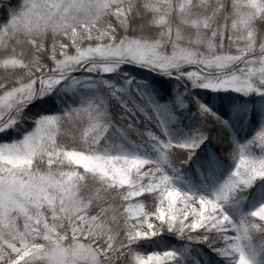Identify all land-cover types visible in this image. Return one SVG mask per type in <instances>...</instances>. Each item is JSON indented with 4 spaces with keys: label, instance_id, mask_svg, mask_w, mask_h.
Segmentation results:
<instances>
[{
    "label": "snow or ice",
    "instance_id": "1",
    "mask_svg": "<svg viewBox=\"0 0 264 264\" xmlns=\"http://www.w3.org/2000/svg\"><path fill=\"white\" fill-rule=\"evenodd\" d=\"M125 64L184 91L158 99ZM195 86L264 93V0H0V264H201L187 249L138 251L165 231L260 264L264 202L228 208L264 183V126L241 143ZM190 104L200 124L174 138ZM210 120L228 129L232 167L207 193L181 189L179 168L208 159ZM142 193L154 209L133 201Z\"/></svg>",
    "mask_w": 264,
    "mask_h": 264
},
{
    "label": "trees",
    "instance_id": "2",
    "mask_svg": "<svg viewBox=\"0 0 264 264\" xmlns=\"http://www.w3.org/2000/svg\"><path fill=\"white\" fill-rule=\"evenodd\" d=\"M121 68L125 72L146 81L158 99L161 95L167 98L177 92L184 91L185 84L173 77L155 73L150 69L137 67L134 64L121 65ZM105 75L109 78L115 77V73ZM190 92L192 96L227 119L232 126V133L240 142L251 137L264 122V94L246 96L238 92H221L200 87H191ZM58 106L57 98L53 97L49 103L41 105L35 110L47 111L56 109ZM189 112L190 115L182 122V127L174 130V138H184L189 129L200 124V117L196 112L195 104L189 105ZM208 125L211 127L212 135L200 146V149H197V153L203 150L204 156L208 159L201 162V159L198 158L179 168L174 174V183L181 189L207 193L209 186L220 182L232 167V161L226 155L227 149L222 150L224 141L228 137V129L216 125L211 120L208 121ZM25 126L21 123L19 128H12L11 131L18 135ZM72 131L70 125L65 126L64 134L67 139H71ZM208 160H212L214 163L210 164ZM78 170H83V168L78 166ZM201 172H204L205 175H201ZM258 180H264V178H258ZM247 191L248 196L241 203L228 208L231 215L238 216L241 212L251 211L264 201V183L254 182ZM132 199L133 201L143 199L145 207H152L153 209L155 207L154 198L150 193H142ZM137 243H140L138 251L143 255L151 251H163L167 248L187 249L201 264H224L223 258L205 244L187 241L170 232L150 238L141 237ZM258 261L260 264H264V257H258Z\"/></svg>",
    "mask_w": 264,
    "mask_h": 264
},
{
    "label": "rangeland",
    "instance_id": "3",
    "mask_svg": "<svg viewBox=\"0 0 264 264\" xmlns=\"http://www.w3.org/2000/svg\"><path fill=\"white\" fill-rule=\"evenodd\" d=\"M185 70H187V69H185ZM196 88L197 87H199V86H195ZM200 88H203V87H200ZM205 89H207V88H205ZM209 90H211V89H209ZM214 91H221V92H229V91H232V92H237V91H234V90H232V89H227V90H214ZM238 93H240V92H238ZM240 94H243V93H240ZM252 94H264V93H257V92H255V91H252V92H249L246 96H249V95H252ZM243 95H245V94H243ZM263 110V109H262ZM261 126H264V122L262 123V125ZM241 143H243V142H241ZM80 167H82V166H80ZM258 179V178H257ZM176 185V184H175ZM264 202V201H263ZM258 206V205H257ZM256 206V207H257ZM164 207H166V204L164 205ZM149 219H151V220H153L154 221V223H156V222H158V221H155V218L154 217H149ZM147 227V225H145V228ZM164 233H169V232H161V233H157L155 236H157V235H160V234H164ZM155 236H150V237H155ZM150 237H142V238H150ZM145 256H147V254H145Z\"/></svg>",
    "mask_w": 264,
    "mask_h": 264
}]
</instances>
